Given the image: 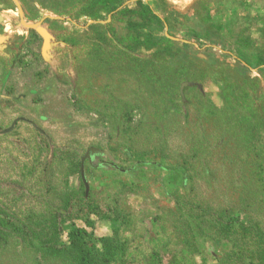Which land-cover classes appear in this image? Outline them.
Instances as JSON below:
<instances>
[{"label": "rangeland", "instance_id": "1", "mask_svg": "<svg viewBox=\"0 0 264 264\" xmlns=\"http://www.w3.org/2000/svg\"><path fill=\"white\" fill-rule=\"evenodd\" d=\"M194 4L158 0L155 12L180 62L203 63L209 80L181 83L173 92L178 107L157 123L141 106L149 91L111 63L112 46L94 45L108 19L87 28L93 20L84 24L77 0H0V213L40 218L46 187L61 210L56 248L44 247L46 230L39 240L10 233L0 241V264H78L77 245L88 241L106 254L100 264H220L230 242L242 238L249 223L235 213L238 192L249 179L258 190L264 179L244 177L264 156V134L242 141L239 112L218 96L213 67L225 59L264 85V64L245 69L231 54L236 40L264 57V0H208L222 26L211 38ZM113 26L129 33L124 22ZM182 165L190 169L186 179ZM258 200L250 211L264 228ZM227 225L236 235H227Z\"/></svg>", "mask_w": 264, "mask_h": 264}, {"label": "trees", "instance_id": "2", "mask_svg": "<svg viewBox=\"0 0 264 264\" xmlns=\"http://www.w3.org/2000/svg\"><path fill=\"white\" fill-rule=\"evenodd\" d=\"M77 3L82 4L79 15L86 18L84 24L87 25L88 20H93V23L86 26L87 28L95 27L98 20L108 19L105 24H99L103 30L95 38L94 45L100 50H103L104 46H112L115 49L114 55H108L109 58H114L111 63L119 66L121 71L133 77L136 84L149 91L151 98L148 100L142 98L141 106L149 107L148 115L155 122L162 123L165 113H173L178 107L173 101V92L178 91L181 83L196 82L203 87L206 85L209 74L205 65L196 61H190L189 64L181 63L179 49L174 46V41L160 35L163 29L161 17L155 12L158 0L154 1V5L148 0H77ZM192 14L204 25L209 38L222 35L221 23L214 20L208 0H195ZM69 18L68 21L73 22V17ZM120 22L125 23L129 33L119 35L116 32L113 23ZM152 22L157 24L151 25ZM235 44L238 53L231 54L239 66L247 69L258 68L264 64V57L250 49L251 42H248L247 47H239L236 40ZM4 62V57L0 55V63ZM215 64L213 69L219 83L218 96L230 110L239 112L235 124L242 141L248 143L258 132L264 134V85L258 76L252 75L249 71L241 72L225 59H217ZM196 89L199 90L197 86ZM72 155L65 157L77 170L79 161ZM261 158V163L255 161L256 166L250 173L244 172L245 179L249 177L256 181V177L264 178V156ZM178 170L185 179L188 178L190 172L188 165H182ZM263 180L261 179L260 186H257L258 190L251 188L250 179L239 190V209H236L235 213L249 224L248 227L243 225V232L240 234L242 238L229 241L231 249L220 264H264V228L250 211L256 199L262 202L258 205L259 209L264 206ZM169 186L173 187V184L170 183ZM46 190L39 195L41 199L43 198L45 213L40 218L15 219L8 214L9 209H3V213H0V241L6 240L10 233L39 240L40 234L46 230L48 235L43 237L44 247L58 246L57 235L60 232L58 216L61 215V210L58 203L47 195ZM206 220L211 222V217H207ZM185 226L192 228L198 224L195 221H187ZM232 227L227 225V235H236L237 232L233 231ZM75 234L85 236L79 229L75 230ZM91 244L88 241L84 246L77 245L78 255L75 260L78 264L106 262V254L102 252L100 256L97 255ZM103 244L106 247L110 246L105 240Z\"/></svg>", "mask_w": 264, "mask_h": 264}, {"label": "water", "instance_id": "3", "mask_svg": "<svg viewBox=\"0 0 264 264\" xmlns=\"http://www.w3.org/2000/svg\"><path fill=\"white\" fill-rule=\"evenodd\" d=\"M16 1V0H15ZM19 13H20V16L22 17V12H21V9H20V7H19ZM39 24H40V22H38V23H36L35 25H34V27H36L37 28V32L39 33V35L42 37V39H43V46H45L46 44H47V41H48V33L43 29V28H41L40 26H39ZM24 25H25V23H24ZM15 122V120L11 123V125L9 126V127H7L6 129H4L3 130V132H7V131H9L11 128H12V126H13V123ZM34 127H36L34 124H32ZM37 128V127H36ZM40 132H42L41 131V129H39V128H37Z\"/></svg>", "mask_w": 264, "mask_h": 264}]
</instances>
